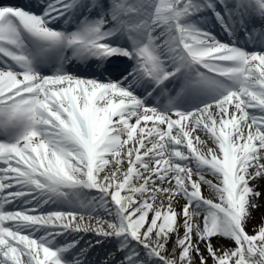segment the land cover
<instances>
[{
    "label": "snow or ice",
    "instance_id": "6c2138e0",
    "mask_svg": "<svg viewBox=\"0 0 264 264\" xmlns=\"http://www.w3.org/2000/svg\"><path fill=\"white\" fill-rule=\"evenodd\" d=\"M262 207L264 0L0 3V264H264Z\"/></svg>",
    "mask_w": 264,
    "mask_h": 264
},
{
    "label": "bare ground",
    "instance_id": "6f19581e",
    "mask_svg": "<svg viewBox=\"0 0 264 264\" xmlns=\"http://www.w3.org/2000/svg\"><path fill=\"white\" fill-rule=\"evenodd\" d=\"M3 1H7V3H9L8 1L9 0H0V3H2ZM210 194V190L205 188L204 189V195L208 196ZM264 212V207L262 208H258L254 213H253V216L255 217V219L252 221V223H257L259 222V219H260V216H261V213ZM249 229H251V224L249 225ZM92 237L91 235H85L84 236V241H88V240H91ZM220 243H225V244H228L230 243L229 241H220ZM81 246H84L83 244ZM97 252V254L95 256H97L98 254H100L102 252V249L100 248H96L95 250H92L91 253L94 254V252Z\"/></svg>",
    "mask_w": 264,
    "mask_h": 264
},
{
    "label": "rangeland",
    "instance_id": "374dc122",
    "mask_svg": "<svg viewBox=\"0 0 264 264\" xmlns=\"http://www.w3.org/2000/svg\"><path fill=\"white\" fill-rule=\"evenodd\" d=\"M97 254V252L95 251L94 254L90 253L88 260L95 262L97 261L98 257L102 258V252L100 254H98L97 256H95Z\"/></svg>",
    "mask_w": 264,
    "mask_h": 264
}]
</instances>
